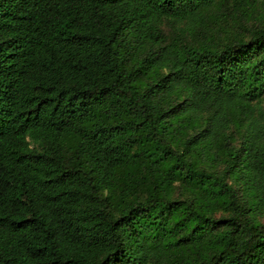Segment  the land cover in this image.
Masks as SVG:
<instances>
[{
	"label": "trees",
	"instance_id": "obj_1",
	"mask_svg": "<svg viewBox=\"0 0 264 264\" xmlns=\"http://www.w3.org/2000/svg\"><path fill=\"white\" fill-rule=\"evenodd\" d=\"M0 264H264V0H0Z\"/></svg>",
	"mask_w": 264,
	"mask_h": 264
}]
</instances>
